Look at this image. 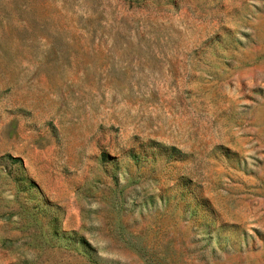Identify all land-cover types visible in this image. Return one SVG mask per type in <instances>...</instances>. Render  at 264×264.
I'll return each instance as SVG.
<instances>
[{"label":"rangeland","instance_id":"1","mask_svg":"<svg viewBox=\"0 0 264 264\" xmlns=\"http://www.w3.org/2000/svg\"><path fill=\"white\" fill-rule=\"evenodd\" d=\"M0 264H264V0H0Z\"/></svg>","mask_w":264,"mask_h":264},{"label":"trees","instance_id":"2","mask_svg":"<svg viewBox=\"0 0 264 264\" xmlns=\"http://www.w3.org/2000/svg\"><path fill=\"white\" fill-rule=\"evenodd\" d=\"M17 160H19V158H16Z\"/></svg>","mask_w":264,"mask_h":264}]
</instances>
